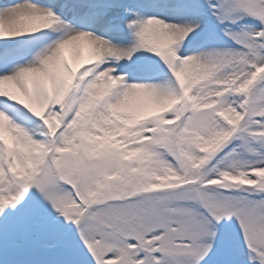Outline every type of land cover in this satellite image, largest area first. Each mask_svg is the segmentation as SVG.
I'll return each mask as SVG.
<instances>
[{"label":"snow or ice","instance_id":"obj_1","mask_svg":"<svg viewBox=\"0 0 264 264\" xmlns=\"http://www.w3.org/2000/svg\"><path fill=\"white\" fill-rule=\"evenodd\" d=\"M0 264H264V0L0 2Z\"/></svg>","mask_w":264,"mask_h":264},{"label":"rangeland","instance_id":"obj_2","mask_svg":"<svg viewBox=\"0 0 264 264\" xmlns=\"http://www.w3.org/2000/svg\"><path fill=\"white\" fill-rule=\"evenodd\" d=\"M0 2H3V0H0Z\"/></svg>","mask_w":264,"mask_h":264}]
</instances>
